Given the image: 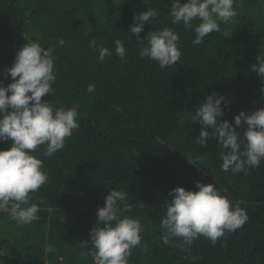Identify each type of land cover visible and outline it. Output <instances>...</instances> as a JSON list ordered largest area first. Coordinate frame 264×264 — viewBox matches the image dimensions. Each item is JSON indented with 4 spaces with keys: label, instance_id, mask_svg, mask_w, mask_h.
Returning <instances> with one entry per match:
<instances>
[{
    "label": "trees",
    "instance_id": "16d2710c",
    "mask_svg": "<svg viewBox=\"0 0 264 264\" xmlns=\"http://www.w3.org/2000/svg\"><path fill=\"white\" fill-rule=\"evenodd\" d=\"M173 2L0 0V83L12 82L6 69L25 43L54 47L56 92L46 99L56 107L76 106L80 124L53 156L44 155L46 145L34 153L49 176L31 194L40 219L21 226L0 210V264H95L90 232L112 189L128 193L121 216L143 225L129 264H264V161L246 174L223 171L216 140L198 145L202 125L191 120L214 91L230 101L221 122L234 124L241 111L264 108V78L251 71L264 50V0H236L233 22L199 45L194 29L172 24ZM149 7L159 15L145 22L141 38L165 27L180 36V60L163 69L139 55L144 43L131 33L133 17ZM93 38L113 55L101 62L89 47ZM116 39L125 44L123 60L115 54ZM11 143L0 142V150ZM197 182L240 200L249 220L215 244L203 236L188 251L178 239L164 244L159 222L172 190L198 191ZM82 241H89L87 248Z\"/></svg>",
    "mask_w": 264,
    "mask_h": 264
},
{
    "label": "clouds",
    "instance_id": "9594fccd",
    "mask_svg": "<svg viewBox=\"0 0 264 264\" xmlns=\"http://www.w3.org/2000/svg\"><path fill=\"white\" fill-rule=\"evenodd\" d=\"M148 3V0H145ZM236 0H174L169 16L172 24H183L194 29L193 43L199 45L212 32H220L221 24H230L238 15ZM159 15L155 8L133 17L131 33L144 43L139 55L156 61L160 68L176 64L182 52L179 33L172 28L150 31L141 38L145 22ZM194 21L199 23L194 25ZM60 46L65 44L61 38ZM115 54L122 60L127 52L122 40L116 39ZM89 47L98 51L102 62L113 55L107 47H97L96 39ZM54 47L45 48L38 41L25 43L15 54L14 64L6 69L12 82L0 83V142L11 141L9 149L0 150V210L18 225H28L40 219L39 206L31 203V194L48 182L49 176L43 161L35 155L41 145H46L44 155L53 156L61 150L67 138L80 127L76 106L56 107L46 97L56 89ZM251 71L264 78V50L257 57ZM95 85H89L93 92ZM264 91V89H262ZM230 101L215 91L191 115L192 123L202 125L195 140L206 147L208 140H216L221 151V169L233 174L247 173L249 168H258L264 161V108L251 113L241 111L234 117V124L221 118ZM211 129V131H209ZM239 129V130H238ZM241 129L243 130L241 132ZM198 191L176 187L166 214L160 219L161 239L171 244L174 239L182 241V250L188 251L201 236L213 244L226 232H235L249 220V215L240 200H229L212 183L197 182ZM128 198L123 190H110L103 207L97 210L98 223L91 229L90 244L94 249L95 264H129L133 249L141 244L143 225L139 218L121 216L120 202ZM89 241L80 246L87 248Z\"/></svg>",
    "mask_w": 264,
    "mask_h": 264
}]
</instances>
